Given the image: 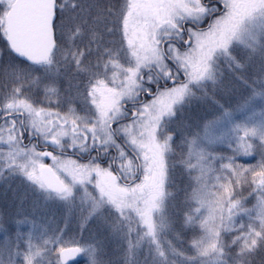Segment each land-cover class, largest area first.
Returning a JSON list of instances; mask_svg holds the SVG:
<instances>
[{"label": "snow or ice", "instance_id": "snow-or-ice-1", "mask_svg": "<svg viewBox=\"0 0 264 264\" xmlns=\"http://www.w3.org/2000/svg\"><path fill=\"white\" fill-rule=\"evenodd\" d=\"M264 264V0H0V264Z\"/></svg>", "mask_w": 264, "mask_h": 264}, {"label": "rangeland", "instance_id": "rangeland-1", "mask_svg": "<svg viewBox=\"0 0 264 264\" xmlns=\"http://www.w3.org/2000/svg\"><path fill=\"white\" fill-rule=\"evenodd\" d=\"M78 264H83V259L82 258L79 260Z\"/></svg>", "mask_w": 264, "mask_h": 264}]
</instances>
